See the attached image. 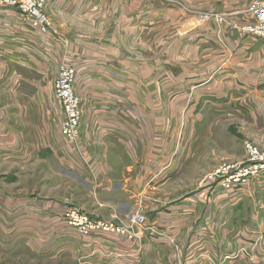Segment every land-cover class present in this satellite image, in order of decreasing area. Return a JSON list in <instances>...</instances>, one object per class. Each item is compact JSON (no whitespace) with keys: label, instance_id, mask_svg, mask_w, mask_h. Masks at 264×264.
<instances>
[{"label":"rangeland","instance_id":"obj_1","mask_svg":"<svg viewBox=\"0 0 264 264\" xmlns=\"http://www.w3.org/2000/svg\"><path fill=\"white\" fill-rule=\"evenodd\" d=\"M252 1L101 0L84 15H67L61 12L60 0H47L51 31L32 29L26 64L19 59L18 48L0 64V264H43L36 262L33 248L18 242V210L8 202L18 196V155L24 150L27 155H89L93 150L87 132L76 145L58 133L61 105L54 83L60 68L77 59L88 62L85 72L91 73L89 80L78 79L80 97L92 108L85 111V125L107 133V143L99 149L95 145V155H107L111 166L116 161L124 166L129 155H170L172 166L180 169L171 180V199L208 182L216 185L219 178L213 181L210 175L219 169L251 164L250 146L264 155V75L256 62L242 56L227 57L230 67L225 66L227 58L214 56L217 52L229 56L226 42L255 43L256 36L228 22L249 19L245 10ZM202 14L223 15L226 21L199 22ZM198 29L204 33L186 39ZM70 45L79 55H70ZM260 58L264 61L262 54ZM131 71L138 72V79L121 78ZM88 83L91 90L84 95ZM99 89L101 94L93 95ZM20 111L27 117L21 124L27 136L20 134ZM101 122L109 127L100 128ZM131 128L134 134L124 138L120 131L128 133ZM20 138L27 140L23 149ZM143 205L132 213L141 210L153 221L156 211ZM130 214L125 220H109L127 222ZM252 248L242 245L243 256L237 253L236 260H250ZM227 257L218 264H226Z\"/></svg>","mask_w":264,"mask_h":264},{"label":"crops","instance_id":"obj_2","mask_svg":"<svg viewBox=\"0 0 264 264\" xmlns=\"http://www.w3.org/2000/svg\"><path fill=\"white\" fill-rule=\"evenodd\" d=\"M60 1L62 14L76 12L84 15L96 8L101 0ZM80 3L82 6L75 10L74 7ZM130 26L133 23L130 22ZM32 29L17 10L0 8V64L6 57L10 58L16 48L19 50V59L26 64L25 53ZM202 32L200 29L190 32L186 39L200 36ZM256 39L258 41L255 40V43L247 40L242 46L226 42L229 56L225 52L214 53V56L222 60L242 56L249 63L256 62L254 66H258L259 74L264 75V61L260 58L263 55V39ZM199 42L202 48L204 40L200 39ZM69 48L72 50L70 55H79L74 45ZM193 56L195 59V54ZM228 58L226 67L231 65ZM77 60L66 65L76 67L80 73L77 72L75 83V91L80 95L78 79L89 80L91 73L85 72L88 62ZM122 74L124 80L138 79L137 71ZM89 83L86 84V90L82 89L84 95L90 93ZM101 92V89L93 91V95ZM50 93L52 95V91ZM81 99V136L87 132L86 137L94 144L89 155H59L58 147L54 150L57 155H27V150H24V155H18V196L8 202L14 210H18V242L33 248L36 262L218 264L229 256L226 264H264V175L236 191H227L220 185L208 182L191 194L183 191L171 199V180L180 169L172 166L170 155H129L124 166L123 162L118 166L117 161L111 166L107 155H95V145L99 149L100 144H106L107 133H97L94 128H90V124L85 125V111H91L92 108L90 102ZM54 105L58 106L56 103ZM58 114V133L61 136L62 105L58 107ZM26 118L20 111V125L26 122ZM22 126L20 134L27 136L29 132H26V127L23 130ZM130 126L133 128V124ZM99 127L109 125L101 122ZM132 128L128 133H120L124 138L127 135L131 138L134 134ZM24 141L27 145L26 138H20L22 149ZM138 205L156 211L152 223H155L157 233L138 229L132 238L103 232L82 235L64 218L65 210L74 206L94 216L125 220ZM203 213L206 214L204 217ZM241 244L248 247L253 245L254 248L249 249L252 256L250 260L239 263L236 258L237 253L240 254Z\"/></svg>","mask_w":264,"mask_h":264},{"label":"built area","instance_id":"obj_3","mask_svg":"<svg viewBox=\"0 0 264 264\" xmlns=\"http://www.w3.org/2000/svg\"><path fill=\"white\" fill-rule=\"evenodd\" d=\"M0 8L17 10L30 26L41 32L49 33L52 29V20L46 11L47 0H0ZM249 19L243 22L228 21L230 26L240 29L242 32L263 39L264 56V0H253L247 7ZM215 18L218 22L226 21L223 15L202 14L198 21ZM77 69L72 65H63L54 83V95L63 108V118L60 132L66 142L76 145L81 138L82 108L81 97L75 91ZM252 163L248 166H228L217 170L210 178L218 181L216 185L222 186L227 191L240 189L249 184L264 173V155H261L256 147L250 146ZM234 169V170H233ZM67 223L82 235H90L93 232L121 234L132 238L136 230H144L149 233H157L155 223L143 211L133 212L127 222H117L107 218H94L85 210L70 206L64 212Z\"/></svg>","mask_w":264,"mask_h":264}]
</instances>
